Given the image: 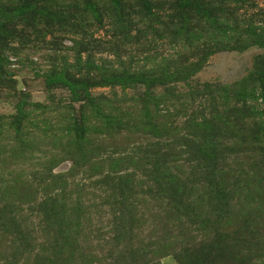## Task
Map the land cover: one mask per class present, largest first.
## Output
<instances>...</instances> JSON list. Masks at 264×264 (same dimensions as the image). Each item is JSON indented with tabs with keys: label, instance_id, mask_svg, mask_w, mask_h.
<instances>
[{
	"label": "rangeland",
	"instance_id": "1",
	"mask_svg": "<svg viewBox=\"0 0 264 264\" xmlns=\"http://www.w3.org/2000/svg\"><path fill=\"white\" fill-rule=\"evenodd\" d=\"M0 264H264V0H0Z\"/></svg>",
	"mask_w": 264,
	"mask_h": 264
}]
</instances>
